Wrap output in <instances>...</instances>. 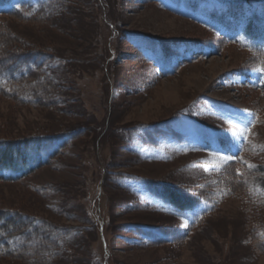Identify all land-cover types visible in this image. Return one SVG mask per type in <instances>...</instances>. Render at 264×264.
<instances>
[{
	"label": "rangeland",
	"instance_id": "1",
	"mask_svg": "<svg viewBox=\"0 0 264 264\" xmlns=\"http://www.w3.org/2000/svg\"><path fill=\"white\" fill-rule=\"evenodd\" d=\"M21 1L7 0L0 11ZM201 6L213 9L205 0H72L39 14L35 5L21 11L25 18L46 14L43 21L1 19L0 49L51 53L46 67L58 84L56 106L20 104L0 94V139L74 136H65V146L49 165L13 184L0 183V208L71 228L62 256L47 264H264V255L246 245L250 218L236 198L221 203L176 248L146 247L129 232L136 224L187 225L183 216H161L167 209L147 197L144 179L194 189L215 182L217 170L230 161L264 164V77L246 79L245 74L264 69V55L244 50L241 43H227L219 51L221 33L235 43L230 37L242 38V28L202 20L196 10ZM115 28L130 35L109 39L113 33L117 37ZM162 39L175 42L165 43L171 47L166 54L162 45L153 50L143 43ZM109 44L117 52L114 59ZM155 53L168 72L160 78L142 59ZM24 90L41 91L35 85ZM43 98L53 100L50 93ZM256 113L261 121L248 132ZM166 125L154 145L147 138L152 146L137 138L140 131L157 132ZM100 213L107 222L108 254L90 220V214L97 220ZM257 222L264 226V209ZM39 230L35 227L28 238L31 245L49 232ZM0 264L28 263L0 259Z\"/></svg>",
	"mask_w": 264,
	"mask_h": 264
},
{
	"label": "trees",
	"instance_id": "2",
	"mask_svg": "<svg viewBox=\"0 0 264 264\" xmlns=\"http://www.w3.org/2000/svg\"><path fill=\"white\" fill-rule=\"evenodd\" d=\"M69 1L72 0H51L48 5L39 9L36 14L50 10L54 5L66 4ZM223 1L227 3L228 8L235 10L244 3H251L252 0ZM262 2L263 4L259 9L260 13H253L249 21L246 22L245 34L253 41L264 38V0ZM240 14L241 12L235 17L237 21H239ZM32 16L25 18V14L21 11H13L7 14L0 13V21L6 18L25 22L48 19L46 14ZM107 23L110 22L108 21ZM0 28L2 29L4 26L0 25ZM115 30L117 31L116 41L122 34L124 39L130 35L128 31L122 32L119 28H115ZM124 33H127V35ZM207 41H211V39ZM151 42L159 46L162 45L164 54L171 49L169 47L171 43L175 44L174 40L167 42L164 39ZM165 43L169 44V46H166ZM227 43L237 44L229 42L226 38H221L219 51L223 52L224 48L228 46ZM218 45L219 43L215 42V47ZM242 48L252 54H254L251 52L253 49L252 51L255 54L256 52H261L264 55V49L248 48L245 45H242ZM131 49L134 50V48ZM107 51L109 57H112L110 44L107 47ZM114 52L116 57L117 52L115 49ZM51 59V53L37 49L25 51L21 49L15 51L13 49H0V94L20 104L39 107L57 104L54 86L58 83L51 76L49 68L46 67V63ZM253 62L257 64L256 61ZM145 65H150V63L146 61ZM153 73L156 75L155 72ZM32 85L39 87L41 91L31 92V95H28V91L24 89L30 88ZM48 91L53 97L51 101L43 98L49 94ZM260 121L261 117L257 116L255 128ZM163 129L161 127V130ZM161 130L158 129L157 132L153 130L140 131L137 137H140V141L147 145L151 143L147 138L153 140ZM65 136L69 140L74 138L73 134L64 133L61 135L36 134L14 140L0 139V183L13 184L49 165V161L65 146ZM60 140L64 141L60 145L58 144L59 148H55L54 145ZM258 155L259 153L252 154V159H255ZM217 172L218 178L215 182L197 185L194 189H189L182 185L163 183L158 180L144 179V188L142 189L147 197L160 200L162 204L170 209V213L167 214L159 212L163 218L173 220H176L179 216L186 218L190 216L191 218L185 227H180L176 224L157 226L136 224L129 232L133 233L138 241L146 247L176 248L186 243L189 236L219 209L221 203L228 199L236 198L241 203L243 214L250 218L249 223L246 225L249 228V234L245 238L249 244L247 243L246 245L254 249L256 254L264 255V226L257 222L258 211L264 209V164L262 162L245 164L241 159H238L235 162L230 161L223 165ZM34 192L37 193L36 188ZM146 205L149 208L151 207L148 204ZM30 224H35L36 231L40 229L36 233H41L43 229L49 231L42 236L43 242H37L34 245L28 242V238L31 237L35 228ZM91 224L93 230L97 233L92 220ZM105 227H107V222ZM71 233L70 227L54 225L43 218L23 214L11 208H0V259L22 260L28 264L36 262L47 264L62 256V252H64V244L62 242L65 239V235H70ZM41 252L45 254V257L39 256ZM37 256L41 257L42 261H39L36 258ZM100 264H103V262L100 261Z\"/></svg>",
	"mask_w": 264,
	"mask_h": 264
},
{
	"label": "snow or ice",
	"instance_id": "3",
	"mask_svg": "<svg viewBox=\"0 0 264 264\" xmlns=\"http://www.w3.org/2000/svg\"><path fill=\"white\" fill-rule=\"evenodd\" d=\"M262 71H264V69H261ZM227 159V158H226Z\"/></svg>",
	"mask_w": 264,
	"mask_h": 264
}]
</instances>
